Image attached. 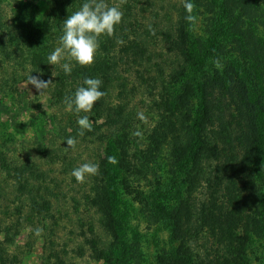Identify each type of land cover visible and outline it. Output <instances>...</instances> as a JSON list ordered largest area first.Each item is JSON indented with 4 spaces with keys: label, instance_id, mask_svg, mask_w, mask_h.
Masks as SVG:
<instances>
[{
    "label": "trees",
    "instance_id": "16d2710c",
    "mask_svg": "<svg viewBox=\"0 0 264 264\" xmlns=\"http://www.w3.org/2000/svg\"><path fill=\"white\" fill-rule=\"evenodd\" d=\"M51 1L46 16H37V7L24 2L10 25L0 19V81L29 84L31 75L51 81L44 90L52 104L67 106L85 77L101 79L105 95L89 113L70 109L68 127L57 130L59 139L68 146L69 137L77 141L82 137L77 124L82 115L89 116L93 129L84 136L102 129L119 132L113 138L117 165L131 182H137L133 194L145 217L169 232L170 247L156 264H241L253 241L264 239V0H193L191 13L179 0L169 32L154 23L141 25L135 15L136 6L142 8L141 0H106L123 11L122 22L112 35L100 37L94 62L79 66L73 61L70 75L61 64L49 65L44 59L59 46L62 21L84 0ZM187 15L195 19L186 20ZM151 33H157L181 63L175 72L178 85L165 97L160 95L157 103L152 101L150 110L156 114L141 138L122 93L118 92L114 104L109 93L112 83L121 80L122 53L132 50L142 55L138 41L146 42ZM129 35L138 41L127 47ZM215 91L236 99L244 115L242 131L237 132L244 145L240 157L234 152L236 139L225 131L229 124L213 116ZM38 151L47 158L51 154L42 145ZM7 166L17 201L29 207L37 222L46 223L49 217L41 209L49 212L52 205L36 183L44 174L29 161ZM141 181L150 182L147 190L138 189ZM86 187L87 203L97 209L99 223L112 239L103 250L96 248L94 240L89 246L95 258L112 261L114 241L120 242L101 204L110 187L106 171L100 167L89 175ZM179 192L183 195L176 197ZM172 197L175 202L169 205ZM21 215L0 220V264L16 260L7 244L20 235L26 217ZM55 259L61 264L58 256Z\"/></svg>",
    "mask_w": 264,
    "mask_h": 264
},
{
    "label": "rangeland",
    "instance_id": "374dc122",
    "mask_svg": "<svg viewBox=\"0 0 264 264\" xmlns=\"http://www.w3.org/2000/svg\"><path fill=\"white\" fill-rule=\"evenodd\" d=\"M177 1L141 0L142 8L138 10L136 6L135 15L139 16L142 26L150 27L154 23L169 32L175 24ZM24 2L37 7V16H46L52 8L51 0H0V19L10 25ZM195 33L196 36L200 34ZM133 41L138 40L129 35L126 46L130 47L129 43ZM138 42L143 54L138 57V52L132 50L122 53L121 80L119 84L112 83L109 95L114 104L118 101V92L122 93L128 110H133V125L138 136L143 138L144 130L153 123L156 114L155 110H150L151 103L153 100L157 103L160 95L165 97L166 93L175 90L178 85L175 72L181 62L168 51V45L157 33H151L146 42ZM44 60L48 61L47 57ZM0 84V220L21 213L22 217L26 216L21 222L20 235L7 244L9 253L16 256L12 264H59L55 256L61 264H156L160 254L170 247L169 232L166 227L152 224L145 217L143 207L133 194L137 182H131L117 165L113 138L119 132L96 130L93 134L83 135L74 146H65L57 130L68 127L71 111L66 105H53L46 90H37L27 82L13 85L0 81ZM211 97L215 105L214 118L229 124L225 131L236 139L234 152L242 156L244 145L238 140L237 133L244 125L242 110L236 99L228 94L215 91ZM38 145L51 152L48 158L39 153ZM28 161L45 176L36 183L40 194L52 205L49 212L41 209L49 217L46 223L37 222L29 207L21 206L23 203H19L14 195V182L7 165ZM89 162L99 164V168L106 171L110 185L101 204L109 214L111 232L117 234L121 243L113 239L116 251L112 261L95 258L89 246L93 240L98 250L112 245L110 234L99 223L101 216L97 209L86 200L89 175L82 181L72 176L73 169ZM158 171L163 173L162 168ZM164 178L168 179L167 174ZM140 183V191L147 190L146 185L150 184ZM180 195L183 193L179 192L176 197ZM176 197L168 204H174ZM162 204L167 206L166 201ZM36 229L42 230L39 236L35 235ZM246 254L241 264H264V239L253 241Z\"/></svg>",
    "mask_w": 264,
    "mask_h": 264
},
{
    "label": "clouds",
    "instance_id": "9594fccd",
    "mask_svg": "<svg viewBox=\"0 0 264 264\" xmlns=\"http://www.w3.org/2000/svg\"><path fill=\"white\" fill-rule=\"evenodd\" d=\"M184 8L191 13L194 8L193 0H184ZM123 15L120 8L110 6L106 0H84L77 11L62 21L59 46L48 55V64H61L66 75L71 74L73 61L79 66L91 65L100 47V37L112 35L115 27L122 22ZM185 18L188 21L195 19L192 15H187ZM28 82L41 91L47 89L52 83L32 75ZM102 84L103 81L99 78L85 77L83 85L68 98L67 107L74 109L77 114L91 112L94 105L105 95V92L101 90ZM77 124L79 136L93 130L92 121L88 115L79 116ZM76 143L75 137H69L66 140L68 146H74ZM98 170L99 164L84 163L73 169L72 176L82 181L86 175H94ZM41 231L36 229L35 235L39 236Z\"/></svg>",
    "mask_w": 264,
    "mask_h": 264
}]
</instances>
